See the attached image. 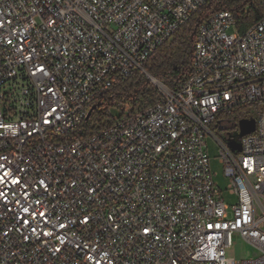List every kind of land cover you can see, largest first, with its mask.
<instances>
[{
	"label": "built area",
	"instance_id": "obj_1",
	"mask_svg": "<svg viewBox=\"0 0 264 264\" xmlns=\"http://www.w3.org/2000/svg\"><path fill=\"white\" fill-rule=\"evenodd\" d=\"M212 1L0 0V264H264V13L243 33L211 15L176 89L88 123ZM231 110L254 121L238 153L213 134H239Z\"/></svg>",
	"mask_w": 264,
	"mask_h": 264
},
{
	"label": "trees",
	"instance_id": "obj_2",
	"mask_svg": "<svg viewBox=\"0 0 264 264\" xmlns=\"http://www.w3.org/2000/svg\"><path fill=\"white\" fill-rule=\"evenodd\" d=\"M219 12H230L235 19L237 31L243 33L263 15L264 0H213L198 10L169 42L146 60L141 71L121 80L97 100L96 110L88 123L95 127L102 126L106 111L110 108L128 105L145 109L153 105L160 93L147 75L169 90L176 89L190 74L198 28L208 17ZM219 119L235 126L240 122L241 115L238 110H231L221 114Z\"/></svg>",
	"mask_w": 264,
	"mask_h": 264
},
{
	"label": "rangeland",
	"instance_id": "obj_3",
	"mask_svg": "<svg viewBox=\"0 0 264 264\" xmlns=\"http://www.w3.org/2000/svg\"><path fill=\"white\" fill-rule=\"evenodd\" d=\"M228 34H234L235 30L233 28L227 30ZM159 89H162L164 86L159 85L157 86ZM110 111L113 116H119L120 112L116 108H110ZM226 130L220 131V130H214L213 134L221 141L226 142L227 140L231 139L234 140L236 143L240 142L239 135L236 133L235 129H232L230 125H225ZM207 151L209 156V163H210V169L212 172V180L214 183H217L219 186L220 191L222 192V198L224 201L230 206L235 204L236 198L233 196H230L227 190V184L228 180L224 175V170L222 165L219 163V145L216 142V140L209 136L207 139ZM234 256L237 261H242L245 259L251 251L244 246H238L233 251Z\"/></svg>",
	"mask_w": 264,
	"mask_h": 264
},
{
	"label": "water",
	"instance_id": "obj_4",
	"mask_svg": "<svg viewBox=\"0 0 264 264\" xmlns=\"http://www.w3.org/2000/svg\"><path fill=\"white\" fill-rule=\"evenodd\" d=\"M147 77L151 80V82L155 85L156 88H158L157 86L162 85L157 80L152 78L150 75H147ZM94 108H92V110L90 111V113L87 117V120L89 119L91 112L94 110ZM238 126H239V134H238L239 138H242L243 136L249 135L254 131V121H240L238 123ZM226 143L229 145V147L233 153H238L241 151L240 144L236 143L234 140H232V139L227 140Z\"/></svg>",
	"mask_w": 264,
	"mask_h": 264
},
{
	"label": "flooded vegetation",
	"instance_id": "obj_5",
	"mask_svg": "<svg viewBox=\"0 0 264 264\" xmlns=\"http://www.w3.org/2000/svg\"><path fill=\"white\" fill-rule=\"evenodd\" d=\"M236 130V129H235Z\"/></svg>",
	"mask_w": 264,
	"mask_h": 264
}]
</instances>
